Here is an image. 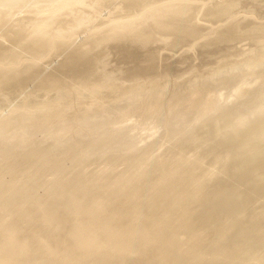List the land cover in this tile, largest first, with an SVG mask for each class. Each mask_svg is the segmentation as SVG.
I'll return each mask as SVG.
<instances>
[{"label": "bare ground", "instance_id": "obj_1", "mask_svg": "<svg viewBox=\"0 0 264 264\" xmlns=\"http://www.w3.org/2000/svg\"><path fill=\"white\" fill-rule=\"evenodd\" d=\"M19 1L0 0V6L8 7L11 3ZM71 1L82 5L87 0ZM95 1L97 6H100L101 0ZM112 1L115 0H111V3ZM38 2L39 0H29L28 5H35ZM116 2L118 6L125 7L127 13L141 8L142 15H145L154 10L157 28L175 32H187L189 25L182 19L194 8L193 0L175 2L116 0ZM92 20L93 16H80L69 27L60 28L58 25L59 28L54 29L51 34L43 31L30 34L26 42L19 45L15 51L16 55L24 54L33 59L30 60L29 66L36 70L35 77L38 80H50L59 85V88L43 95L34 94L29 90L24 96L18 94L14 103L10 102L11 105L3 104L7 99L0 100V147H5L0 148V264H41L43 256L44 264H55L54 259L59 264H264V222L263 224L255 222L256 224H248L249 226L247 224L245 226L243 221L221 223L218 227L221 233H225L227 227H230L233 235L227 238L229 235L227 234L223 239H212L208 240L209 242L206 240L208 235L202 231L208 232L212 225H215L213 222L219 209L218 201L223 202L226 215L230 216L240 210L236 193L241 187L252 193V197L249 196L251 205L258 203L260 206L261 202L262 204L264 202L261 201L264 200L262 198L264 181L259 182L256 178L257 175L264 178V116L256 118L253 115L255 110L262 109L260 103L264 102V94H261V101L260 97L252 98L254 94L260 95V91H264V73L258 68H263L264 51L245 55L251 57L241 58L243 61L238 62L244 64L246 60L245 69H250V72L254 69L252 77L250 76L252 73L248 74L249 72L244 75V72L239 70L243 65L239 68L238 63V66L236 64L227 66L212 79L210 75H198L196 77L198 83H195L196 80L188 89L186 85H179L169 100L170 108L177 113L173 119L170 121L160 119L154 123L144 122L143 125L139 122L138 116L130 117L131 114L126 107L131 101L140 102L142 90L131 89L124 91L125 94H122V91L117 93L115 91L120 87L121 79L114 81L107 73L101 75L97 72L98 63L107 55L105 49L82 50L67 45L66 49H69L67 51L57 45V40H71L77 28L90 25ZM51 22L53 21L42 22L40 29L52 27L54 24ZM21 31L23 27H18L17 32ZM17 32L14 35L18 39ZM44 41L48 42L51 50L48 58L60 53L65 55V61L51 69L41 70L37 66L40 60L38 45ZM127 41L130 45H141L133 31L127 34ZM3 42L8 44L10 41L5 39ZM176 42L177 40L171 41L174 45ZM216 53L218 54V51ZM13 64V60H4L3 53H0L1 67L10 68ZM153 64L154 62L148 59L142 66L143 72L151 69ZM237 67L242 74L238 75L242 78L239 76L237 78L236 74L231 73L237 71L235 70ZM255 67L257 71L262 70V76L261 72L256 75ZM229 72L239 80L235 77L231 80L230 77L233 75L229 76ZM222 75H225V80L220 84L217 79L220 77L222 79ZM72 76L77 81L70 82L68 77ZM5 77L6 73L0 72V87L6 85ZM227 77L230 81H235L228 84ZM257 78L260 79V84L252 91L240 89L242 83L252 82ZM22 79V75L17 78L19 81ZM167 80L165 79V82ZM110 84L114 86L113 89L105 91L107 97L96 110L105 112L106 107V112L109 107L118 108L116 111L121 110L120 104L117 103H121L122 96H126L128 99L122 101H127L126 105L121 103L123 110L117 113L123 114H119V117L115 114V119L118 118L117 121L120 120V123H129L135 119L136 123L132 127H121L113 132L110 130L111 127L108 129V125L105 126L106 130L103 128L105 131L101 127V129L96 127L91 131L92 136L84 142L66 138V131L73 125L80 112L88 113L89 106L86 100ZM214 84L217 86L213 88ZM73 90L79 91L85 99L78 103L74 112L62 107L63 104L71 102L69 91ZM186 91L188 93H185ZM153 92L154 100L148 104L144 119L159 109L161 88L155 87ZM25 96L37 97L27 100ZM239 98L241 101L243 98L245 101L246 98H252L247 99L249 100L247 104L250 101L251 104L255 102L257 107L246 105L245 101L243 102L245 105H238L236 103ZM231 100L233 103L228 104ZM27 106L38 109L32 111L30 115L31 120L35 122V130L22 135L25 125L20 121L26 120L23 109ZM45 106L51 107V111L41 116L39 109ZM249 106L256 109H247ZM246 109L251 111L247 112ZM111 111L114 112L115 109ZM95 114L98 116L97 112ZM204 118L206 121L213 118V122L208 124L205 121L207 124L205 125ZM241 119H246L243 127L239 126ZM199 123L205 127L200 129L199 127L203 126L199 125L196 128L199 129L198 133L194 128L196 132L194 136L190 135V131H186ZM52 125L61 126L59 132H47ZM149 130H154L155 136L146 142L140 136ZM106 131L110 134H105ZM16 135L25 136L28 140L39 138L42 142L32 143L37 147L28 153L26 149L30 146L24 144V141H19ZM46 139H52L55 143L44 147ZM143 142L145 143L142 153L132 157L135 145ZM211 142L213 146L215 145L214 148ZM194 147L199 149L193 150ZM206 147L210 149L206 150ZM106 148L113 153L109 157V165L105 168L94 165L97 170L99 169L95 174L93 171L96 168L90 169L88 167L91 164L89 166L88 164L91 160H96L97 153ZM218 148L223 150L220 152L224 154L223 157L220 153L219 156ZM254 150L257 152L253 154ZM211 152L218 157L214 155L215 163L209 160L213 167L206 169V165H211L206 164ZM250 154L254 156L248 157ZM131 158L135 159L129 168L121 170L120 173L114 171L121 162L129 161ZM225 162L226 167L229 163L234 166L232 169L229 165L233 170L231 173L239 174L238 177L235 175L236 178H231L236 179L232 180V183L230 179L229 185L226 181L229 179L227 176L224 177L225 174H229L227 169L223 168L220 173L215 167L222 163L224 165ZM87 168L93 172H89L92 175L90 177L89 174V180ZM214 170L221 174L220 177L222 176L213 177L215 180L220 179V184L216 181V184H219L217 186L227 184L226 188L221 186L217 189L213 185L216 190L212 191L208 187L213 182L212 176L218 174ZM72 173L74 175L71 177ZM46 176L50 179L45 178ZM223 177L225 183L222 182ZM81 179L85 181L82 182ZM162 180L170 181L171 186L163 187ZM207 181L211 184L207 185ZM136 183L138 186L134 185ZM205 185L210 192H203ZM262 207L264 209V206ZM249 209L251 213V208ZM256 210L253 209L252 212ZM259 212H255L256 218ZM206 217L210 225L203 228L199 221ZM39 222L54 230L53 244L47 243L42 237L32 238L31 234ZM67 224L69 230L64 229ZM182 236L186 237L183 242L180 240ZM179 253L182 256L178 255Z\"/></svg>", "mask_w": 264, "mask_h": 264}, {"label": "rangeland", "instance_id": "obj_2", "mask_svg": "<svg viewBox=\"0 0 264 264\" xmlns=\"http://www.w3.org/2000/svg\"><path fill=\"white\" fill-rule=\"evenodd\" d=\"M104 1L105 0H101L100 6H97L95 0H87L82 5H78L77 3H74L71 0H51V1L39 0L37 4L29 6L28 5L29 0H20L19 2L11 3L10 6L8 7L0 6V41H1L0 53H3L4 60L6 61L13 60L14 62V64L10 68H5L0 66V72L6 73V77H5L6 85L0 87V100L7 99L4 100L3 104L6 103L7 105L8 104L11 105L10 102L14 103L15 99L18 97V94H22L24 96V94L29 90L34 92V94L43 95L45 93H49L50 91H55L59 88V85H56L50 80H43V81L38 80V78L35 77L36 70L31 66H29V64L31 63L30 60L33 59L24 54L16 55L15 51L19 45H23L26 42L30 34L39 31H43L47 34H51L53 33L54 29L59 28V26L60 28H66L67 26L69 27L74 23L75 19L80 16H93L94 20H92L93 22L92 21L90 22V25L89 24L86 25V27L84 25L81 28H77L74 31L76 32L74 34L75 36L72 37L71 40L69 39L57 40L56 41L57 45L64 48L67 51H69V49H66L67 45L70 46L72 45L76 49H82V50H87V49L101 50V48L105 49L107 55H105L106 57H104L102 61L98 63L97 72L101 75L107 73L111 78H113L114 81H116L118 78L121 79V85L118 88V90L115 91L117 93L122 91V94H125L126 92L124 91H128L131 89L142 90L143 96L139 98L141 99L140 102H138V100L136 101L138 103H135V101H131V102L129 101L130 103H127L126 105L127 101H124L125 103L122 102L123 100L128 99L126 96H122L120 100L121 103L123 105H126V107L128 108V112L131 114L130 117L134 118L135 116H138L139 122H141V124L143 125L144 122L154 123L155 121L160 119H166L170 121V119H173V117L177 115V113H174L176 111L170 108L169 100L172 98L173 94L176 92L177 87L179 85L182 84L186 85L187 86L186 89H188L189 88L188 86L197 80L196 77L198 75L201 76L210 75L209 77L210 79H212L216 73L222 71L229 65H235V64L237 66L239 64V68L240 66L242 68L243 65L242 69H244L245 71L248 70L247 72H245L244 70L239 69L238 67L237 69H235L237 71L232 72L230 70L231 73L236 74L237 78L238 76L239 78H242L241 76L242 74L239 70L244 72L243 74L246 75L248 72H249L248 74L252 73L254 69L251 68L252 72L249 71L250 69L247 68L245 69L246 60L244 61V64L238 63L240 61H243V59L241 58H245L246 57L245 55H249V54L251 55V53L253 52L264 51V0H193L194 3H192V5L194 6V8L190 11L188 15H186L184 19H182L183 21L187 22L189 25L188 26L189 29L187 30V32H177V31L175 32L173 30H163V29L160 30L155 25L157 17H155L156 12L154 10L147 12L145 15H142L141 8H137L131 11L130 13H127V9L125 7L118 6L119 4H117V2L115 3L116 0L114 2L112 1V3L111 0H106V2ZM166 1L175 2V0H166ZM46 20H52L53 22L55 21V23L51 22L52 24H54L52 27H49L47 29H43V28L40 29L41 23ZM56 20L59 24L56 22ZM18 27H23V31L18 33L17 32ZM131 31H133L136 34V39L138 42L141 43V45H130V43L127 41V34H129V32ZM15 32H17L19 36L18 39L14 35ZM5 39H7V41L10 42L8 44H5L3 42L5 41ZM173 40H177L175 45L172 44L173 42L171 43V41ZM38 51H39L40 60L37 63V66L41 70L51 69L55 67L58 63H62L65 61V55L60 53L50 58L47 57L51 51L47 41H44L43 43H41V45H38ZM217 51L218 54L217 53L215 54V52ZM222 53H224L225 56ZM216 55L218 56L216 57ZM220 55L222 56L220 57ZM250 57L251 56L246 58H250ZM148 59H151L154 62V64L152 65L153 67L143 72L142 66L145 63H147ZM258 68L262 69L263 71L262 70L257 71V67H255L257 72L256 75H259L260 73L258 72L261 71L264 73V65L263 68L261 67ZM262 72L260 76H262ZM229 73H227V75H229ZM231 73L229 76L233 75L232 78L230 77V79L232 80L234 79L233 77L235 76L234 74ZM21 75L23 76V79L20 81L17 80V78ZM252 75L253 73L250 76L252 77ZM224 78L225 75L222 77V79L220 77L217 80H219V83L221 84L225 80ZM227 78L226 80L229 79ZM237 78L236 80H239ZM165 79L168 80L165 82ZM230 79L228 80L229 81L228 84H232L235 81L234 80L232 82L230 81ZM68 80L70 82L77 81L74 78V76L68 77ZM153 80L156 81L153 82ZM32 83L34 84L32 85ZM195 83H198V80ZM259 84H260V79L257 78L255 80H252V82L242 83L240 89L249 92L252 91V89ZM214 85L215 86H213V88L217 86V84ZM158 86L161 88L162 91L161 96L159 97V109L155 113L148 115L144 119L143 116H145L148 111V104H150L154 100L155 94L153 90L155 87ZM113 87L114 86L110 84L107 88H103V90L95 92L94 95L90 96L88 100H86V104L89 106L88 113L82 114L81 113L82 111L81 112L79 111L80 115L76 117L73 125L66 131V138L77 140L78 142H84L85 140L89 139L92 136L91 131L96 127L98 128L101 127L102 130L103 128L106 130L107 127L105 126L108 125V129L109 127H111L110 130L111 132H113L114 130H119L121 127L122 128L132 127L136 123L135 119L131 120L129 123H120L119 122L120 120L117 121L118 119L117 117L123 114V113H119L120 115L119 114L117 115L118 111L122 112L123 110V105L119 102L117 104H120V106L119 105L118 106L120 107L121 110L116 111V109L118 108L111 109L110 107H109L110 109L109 108L107 109L108 113L106 112L107 107L105 108V112L96 110L100 106V104L105 101L107 97V93L105 91H110L113 89ZM13 91H16L17 93H13ZM260 92H261L260 95L254 94L255 96L253 95L252 98L254 97V99L256 98L258 99L260 97L259 100L261 101V97H262L261 94H264L263 93L264 91L261 90ZM185 93L188 92L186 91ZM69 94L71 96V102L63 104L62 107L74 112V108L78 105V103H82V101H84L85 99L83 98V95L77 90L69 91ZM37 96L34 97L25 96V97L27 98V100L28 99L31 100L36 98ZM252 98H246V101L244 100L245 98H243L242 101L241 98H239L242 104H239L240 103L239 100L237 101L236 104L243 105L244 104L243 102L245 101L246 105L250 104V106L251 105L255 106L254 104L255 102H252L253 104H251L250 101L247 104V101L251 100ZM188 103L190 102L188 101ZM231 103H233L232 100L228 104ZM260 105L262 109L255 110L253 113V115L256 118L260 116H264V102L260 103ZM250 106L246 108L253 110L256 109L255 107H257V105L255 107L253 106L252 108ZM237 107L238 106H236V108ZM50 109L51 107L48 106L39 109L41 112V116H43L45 113L50 112L51 111ZM247 109H246L247 112L251 111ZM23 110L25 111L26 120L20 121L22 125H25V131L22 135L30 134V132L35 130L34 128L35 122L31 120L30 115L32 111H38V109H32L30 106L29 107L27 106ZM111 110H113L114 112H112ZM96 112L98 116H95ZM115 114L117 115L116 117L117 119H115L116 116ZM213 118H211L212 122H213ZM203 120H204L203 121L204 124L206 120L205 118ZM211 121L208 120L206 122H208L209 124V122ZM201 123L197 124L196 127L194 126L193 128L186 131H190L191 133L190 135L196 134V132L194 131L196 128H198L199 125H202ZM245 124H246V119H241L239 121L240 127H243ZM205 125L207 124L205 123ZM205 125H202L203 127L200 126L199 128L200 129L204 128ZM60 129L61 126L52 125L51 127H49L47 132L56 133L59 132ZM197 130L199 129H196V131ZM198 132L199 131H197V133ZM108 133L110 134V132L106 131L105 134ZM105 136L108 137L109 135L108 136L105 135ZM154 136H155V131L149 130V132L141 133L140 137L146 140V142H149L154 138ZM18 140L24 141V144L30 146V148L26 149L28 153L33 152V149L37 147L36 145L33 146L32 143L42 142V140H40L39 138H32L28 140L25 136H18ZM53 143H55V141H53L52 139H46L44 143V147L45 145L46 146L53 145ZM144 143L145 142L138 143L135 145L132 151L133 152L132 157H137L136 155L142 153L141 151ZM211 143L213 146V142ZM122 144L120 145L122 146ZM212 146L210 145V147ZM120 147L118 149H120ZM203 147L200 148L203 149ZM214 147L215 145L213 146V148ZM0 148H5V147H0ZM196 148L197 147H194L193 150ZM207 148L208 147H206V150ZM19 149L22 150V148ZM197 149H199V147ZM217 150H218V154L221 151H223L220 150V148H218ZM217 150H215V153H217L216 152ZM256 152L257 151L254 150L253 154ZM212 154H210L211 158L208 156L209 159L207 160L208 161L211 160L213 161V163H215L214 162L216 161L215 158L218 156L216 154H213L212 156ZM253 154L248 155V157L254 156ZM111 155H113V153L110 152V150L107 148L105 150L98 152L96 160H91L90 161L91 163H89L88 166L90 164L91 165L88 168L94 170L98 166L102 168L107 167L109 165L108 161ZM214 155H216V157L213 159ZM223 155L224 154H222L221 156L223 157ZM134 159L135 158H131L129 159V161L126 160L124 162H121L117 167H115L114 171L116 173L117 172L120 173L121 170H125L129 168V166H131V163L133 162ZM207 160H206L207 163L205 161L204 162L206 164L208 163L211 164V161L208 162ZM93 161L95 162L92 163ZM204 162L203 165L205 164ZM226 163L227 162L224 163L225 167L224 165H222L223 163L219 164L220 166L217 165L215 167L216 170H220L219 171L220 173L225 168L227 169V172H229V174L228 173L227 175L225 174L224 177L226 178L227 176V179H229L226 180L227 184L229 185L230 179L235 175H237L238 177L239 174L238 172H234V174L231 173L233 171L232 167L234 166L233 165L231 166V164L228 162L232 168L231 169L230 166L228 165V167L230 168L229 169L228 167H226L227 165ZM94 165L97 166L94 167ZM203 165L202 167L205 166ZM206 166H207L206 169H210L212 164ZM22 167H24V165ZM218 167H220V169ZM88 168L86 171L88 172L87 179L89 180V174H90L89 172H91V170H88ZM98 170L96 168V170H94L93 172H95L96 174V172L97 173L99 172ZM216 170L214 171L218 172ZM219 172L217 175L214 173L216 176L213 175L211 178L213 182L215 181L214 183L211 182L210 179H208V181H210L212 184L208 181H207L208 183H206L207 185L208 184L212 185V187L211 185H208V187L212 191L216 190L214 188L217 189L221 188V186L224 185L223 183L226 182L223 180L224 179L223 177L222 178L223 183L221 182V184L223 185H220L219 187L217 186L220 184L219 183L220 179L215 180V178L221 175L219 174ZM74 173L71 174V177L74 175ZM197 173L199 172L197 171ZM228 175L231 176L228 177ZM91 176L92 175L90 174V177ZM213 177L215 178L213 179ZM45 178L48 177L46 176ZM234 178L231 179L230 181L231 183L236 180V179L234 180ZM256 178L257 181L259 182L264 181V178L260 175H257ZM49 179L50 178H48V180ZM84 181L85 180H83L82 182ZM162 181H163L162 182L163 187L166 188L168 186H171L170 181L167 180H162ZM216 181L219 184H216L217 183ZM227 184H225L223 188H226L228 186ZM134 185L138 186V183ZM134 185H132V187ZM208 187L206 186L205 187L206 191L204 189L203 192H207V191L210 192L211 190L209 191L207 189ZM236 194L238 201L240 203V210L232 213L230 216L226 215V213L224 212L223 202H219V201L217 202V206L221 211L218 209L216 211V216H215L216 218L214 216L213 218H215V221L218 223H216L214 220H213L214 222L211 220L213 224L216 225V226L212 225L211 227L212 231L210 230L207 232L206 230H202L203 234L208 235L206 238L207 242L212 241V239L215 240L223 239L227 234H229L227 238L233 235L231 233L232 228L230 227H227L225 233H221V231L218 228L221 225V223L226 224L227 222L234 223L237 221H241V222L243 221L242 223L244 225L256 224L255 222H257L258 224L260 223L263 224L264 209L262 206H264L263 205L264 202L262 204L261 201L264 200L260 201L262 206L260 205V202H259L260 206H258V203L255 204L253 203L251 205L249 196L252 197V193H248L243 187L238 189ZM262 198L264 199V195L262 196ZM249 207L251 208V213H249L250 211ZM255 207L258 208L262 207V208L256 210ZM252 208L256 211L252 212L253 211ZM258 211H260L259 212L260 214L258 213L257 218L261 220L259 219L257 220L256 218L257 214H255V212L257 213ZM249 214L251 215L252 218L253 217L254 218L252 219ZM252 214L255 215L253 216ZM248 221L250 222L253 221V223H249ZM199 223H201V225L204 228L209 224V219L206 217L202 219L201 222L199 221ZM213 226H215L216 228L215 227L213 228ZM68 227L69 224H67L64 229L66 230L68 229ZM53 235H54V230L52 229V227L46 226L41 222L38 223L35 231L31 234L32 238L42 237L45 238L47 243L49 242L50 244H53ZM185 239H186L185 236H182L180 238L181 242L185 241ZM178 255L182 256L181 253H179ZM44 258H45L44 256L41 258L42 260L41 264L45 263ZM136 258L137 257H135V259ZM132 259L134 258L132 257ZM54 261L55 264H59L56 261V259H54Z\"/></svg>", "mask_w": 264, "mask_h": 264}]
</instances>
